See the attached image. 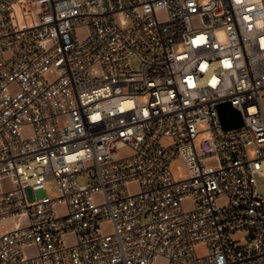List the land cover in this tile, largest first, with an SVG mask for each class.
Segmentation results:
<instances>
[{
  "label": "built area",
  "instance_id": "1",
  "mask_svg": "<svg viewBox=\"0 0 264 264\" xmlns=\"http://www.w3.org/2000/svg\"><path fill=\"white\" fill-rule=\"evenodd\" d=\"M262 176L264 0H0V264H264Z\"/></svg>",
  "mask_w": 264,
  "mask_h": 264
},
{
  "label": "water",
  "instance_id": "2",
  "mask_svg": "<svg viewBox=\"0 0 264 264\" xmlns=\"http://www.w3.org/2000/svg\"><path fill=\"white\" fill-rule=\"evenodd\" d=\"M218 109L225 129L238 128L244 124L241 113L230 102L219 105Z\"/></svg>",
  "mask_w": 264,
  "mask_h": 264
},
{
  "label": "rangeland",
  "instance_id": "3",
  "mask_svg": "<svg viewBox=\"0 0 264 264\" xmlns=\"http://www.w3.org/2000/svg\"><path fill=\"white\" fill-rule=\"evenodd\" d=\"M137 64H138V61L136 62L135 66H137ZM82 179L85 180V178H82ZM258 190L260 193L264 194V176L258 178ZM54 191H55V185H54V182H51L48 185L47 194L49 196H52Z\"/></svg>",
  "mask_w": 264,
  "mask_h": 264
}]
</instances>
